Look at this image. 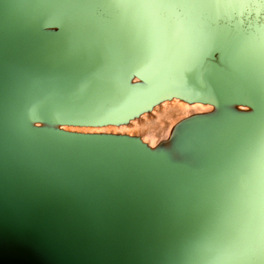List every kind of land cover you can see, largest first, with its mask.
I'll list each match as a JSON object with an SVG mask.
<instances>
[{"label":"water","instance_id":"water-1","mask_svg":"<svg viewBox=\"0 0 264 264\" xmlns=\"http://www.w3.org/2000/svg\"><path fill=\"white\" fill-rule=\"evenodd\" d=\"M41 22L66 31L40 40ZM118 59L179 94L252 100L263 143L247 183L225 195L61 159L21 171L2 208L58 264H264V0H0V113L10 100L51 120L116 113Z\"/></svg>","mask_w":264,"mask_h":264},{"label":"rangeland","instance_id":"rangeland-1","mask_svg":"<svg viewBox=\"0 0 264 264\" xmlns=\"http://www.w3.org/2000/svg\"><path fill=\"white\" fill-rule=\"evenodd\" d=\"M31 31L50 41L66 28L59 22H41ZM118 60L126 93L116 113L64 122L23 112L14 100L7 101L0 113V195L24 183L21 171L41 168L53 173L52 165L61 159L92 167L145 169L177 187L225 195L247 183L244 174L263 143L255 125L249 126L259 122V108L252 100L230 93L179 94ZM10 71L8 76L19 84L21 75ZM0 264H58L16 225L1 201Z\"/></svg>","mask_w":264,"mask_h":264},{"label":"snow or ice","instance_id":"snow-or-ice-1","mask_svg":"<svg viewBox=\"0 0 264 264\" xmlns=\"http://www.w3.org/2000/svg\"><path fill=\"white\" fill-rule=\"evenodd\" d=\"M170 11L175 16L177 22H179L182 19L190 18L194 14V10L188 8H171ZM64 122H87V118L83 115H76L69 113L66 115ZM183 127L184 126H181V128L177 129V133Z\"/></svg>","mask_w":264,"mask_h":264}]
</instances>
